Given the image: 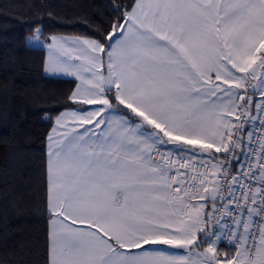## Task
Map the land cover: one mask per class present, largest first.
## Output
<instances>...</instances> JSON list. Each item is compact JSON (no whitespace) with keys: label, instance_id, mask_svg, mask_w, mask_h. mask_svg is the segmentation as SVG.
Wrapping results in <instances>:
<instances>
[{"label":"snow or ice","instance_id":"1","mask_svg":"<svg viewBox=\"0 0 264 264\" xmlns=\"http://www.w3.org/2000/svg\"><path fill=\"white\" fill-rule=\"evenodd\" d=\"M109 7L25 41L75 83L45 110V264H264V0Z\"/></svg>","mask_w":264,"mask_h":264},{"label":"trees","instance_id":"2","mask_svg":"<svg viewBox=\"0 0 264 264\" xmlns=\"http://www.w3.org/2000/svg\"><path fill=\"white\" fill-rule=\"evenodd\" d=\"M121 0H0V264H45L48 248L45 110H64L74 80L46 78L47 52L27 47L34 22L46 34L91 36ZM55 115V114H53Z\"/></svg>","mask_w":264,"mask_h":264},{"label":"built area","instance_id":"3","mask_svg":"<svg viewBox=\"0 0 264 264\" xmlns=\"http://www.w3.org/2000/svg\"><path fill=\"white\" fill-rule=\"evenodd\" d=\"M220 248H225L229 250L228 241L226 239L222 241Z\"/></svg>","mask_w":264,"mask_h":264},{"label":"crops","instance_id":"4","mask_svg":"<svg viewBox=\"0 0 264 264\" xmlns=\"http://www.w3.org/2000/svg\"><path fill=\"white\" fill-rule=\"evenodd\" d=\"M62 78H64V77H62ZM65 79V78H64ZM66 79H71V80H74V78H66ZM47 151H48V140H47ZM220 250H221V252H226V251H228L227 249H225V248H220Z\"/></svg>","mask_w":264,"mask_h":264},{"label":"rangeland","instance_id":"5","mask_svg":"<svg viewBox=\"0 0 264 264\" xmlns=\"http://www.w3.org/2000/svg\"><path fill=\"white\" fill-rule=\"evenodd\" d=\"M64 78L66 79V78H71V77H64Z\"/></svg>","mask_w":264,"mask_h":264}]
</instances>
